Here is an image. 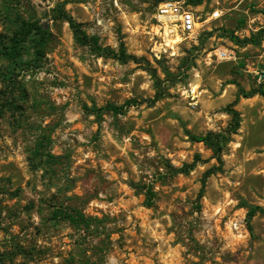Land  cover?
Here are the masks:
<instances>
[{
    "label": "rangeland",
    "instance_id": "1",
    "mask_svg": "<svg viewBox=\"0 0 264 264\" xmlns=\"http://www.w3.org/2000/svg\"><path fill=\"white\" fill-rule=\"evenodd\" d=\"M163 1L0 0L1 40L18 18L46 38L0 56V264H264V214L247 221V206L264 209V97L237 99L264 88V0H202V22L220 17L170 46ZM120 49L133 59L103 53ZM230 108L239 128L218 163L190 136L230 129Z\"/></svg>",
    "mask_w": 264,
    "mask_h": 264
},
{
    "label": "trees",
    "instance_id": "2",
    "mask_svg": "<svg viewBox=\"0 0 264 264\" xmlns=\"http://www.w3.org/2000/svg\"><path fill=\"white\" fill-rule=\"evenodd\" d=\"M186 3L191 6H197L202 3V0H186ZM60 18H63L68 23L70 29L73 32V37L81 45H85L88 43V38L86 34L79 28V26L74 22V20L68 16L67 14L61 12ZM18 24L17 29L12 32V36L7 40V43H5L3 40L0 39V56L5 57L8 60H14L17 59V57L20 55L22 43L29 37L33 36L35 38L36 35L41 34L40 33V27L37 26L34 22H26L25 20L19 19L16 22ZM46 38L43 34H41L36 41L39 46H43L45 43ZM255 37L245 38L242 41H239V44L246 45V44H257ZM39 48L36 50V54L38 55ZM104 55H107L112 58H116L120 60L121 62H126L129 59H133L131 56H127L124 52V50L120 49L119 53H115L112 50H103ZM41 56V53L39 54ZM254 95H259L264 97V88L259 87L257 90H252L250 92H244L243 89H239V93L237 95V99H239L240 96L243 98H250ZM155 100H153L154 102ZM151 101V103H153ZM107 109L113 111L114 113H120L122 111V108L109 106ZM100 109L94 108L91 110L92 113H95L97 116H100L101 114ZM230 114L232 116L233 126L230 127V129L226 130L225 132L220 133H207L204 136H190V140L196 143H203L205 146H207L209 149L213 151V158L218 161V163H221V157L220 154L223 150V147L230 141V137L233 134H236L239 123H240V117L237 111L233 110L232 108L229 109ZM1 110H0V117H1ZM44 154L42 151L38 148L36 149L34 153V161H39L41 163V160L43 159ZM46 157L48 159H53V156L50 154H47ZM197 157V156H196ZM33 159V158H32ZM198 158H195V160L191 164H184L181 168L174 170L176 173L181 174H187L189 171H191L194 166L197 163ZM32 161V160H31ZM31 165L33 166L32 162ZM36 167V166H33ZM211 174L210 171L206 172L205 175L208 176ZM203 191V190H202ZM201 196V192H200ZM146 200L144 202V205L146 207L152 206V197L153 194L150 190H147L145 194ZM256 213L264 214V209L262 207L258 206H247V221H251L252 217ZM53 219L54 220H63L74 227H80L81 225L85 228L90 227L91 221L89 218H86L82 213L76 211V210H70V211H59L53 213Z\"/></svg>",
    "mask_w": 264,
    "mask_h": 264
},
{
    "label": "built area",
    "instance_id": "3",
    "mask_svg": "<svg viewBox=\"0 0 264 264\" xmlns=\"http://www.w3.org/2000/svg\"><path fill=\"white\" fill-rule=\"evenodd\" d=\"M154 17L161 24L163 40H170V42L177 40L180 35L198 33L199 24L202 23L199 14L193 6L186 3V0L163 1L157 6ZM219 17V11L216 9L211 12L208 21ZM215 55L221 61L233 58L231 52L224 49L217 50Z\"/></svg>",
    "mask_w": 264,
    "mask_h": 264
},
{
    "label": "bare ground",
    "instance_id": "4",
    "mask_svg": "<svg viewBox=\"0 0 264 264\" xmlns=\"http://www.w3.org/2000/svg\"><path fill=\"white\" fill-rule=\"evenodd\" d=\"M205 23H208V21H203L202 23H201V25H203V24H205ZM170 44H168V46H170L171 44H177V40H175V41H171V42H169Z\"/></svg>",
    "mask_w": 264,
    "mask_h": 264
}]
</instances>
